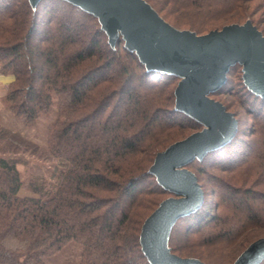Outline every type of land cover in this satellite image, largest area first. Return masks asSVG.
<instances>
[{
  "label": "trees",
  "instance_id": "obj_1",
  "mask_svg": "<svg viewBox=\"0 0 264 264\" xmlns=\"http://www.w3.org/2000/svg\"><path fill=\"white\" fill-rule=\"evenodd\" d=\"M146 1L179 29L203 34L250 19L264 34L248 12L258 0H169L181 9L207 12L211 22L206 26L191 21L180 25ZM92 23L95 31L87 32L84 27ZM238 67L242 65L230 67L226 82L211 97L217 100L216 95L229 89L230 75ZM0 72L15 75L2 102L23 125H34L56 104L45 147L0 119V264H51L49 259L71 242L81 246L78 264H133L132 259L151 264L141 249L142 224L175 194L149 168L157 152L190 134L174 138L168 130L202 128L174 107L179 77L147 70L121 37L111 46L97 17L66 0H40L35 7L29 0H0ZM240 80L249 114L264 121V97L249 90L242 75ZM234 116L238 127L231 140L186 165L204 199L175 222L168 239L173 253L206 264H221L203 255L211 242L218 249L215 238L228 249L233 244L232 252L246 240L233 264L264 234V126L255 143L245 141L242 137L248 136ZM26 153L58 160L61 167L54 168L52 181L40 174L21 177L18 164L28 162ZM205 161L230 171L210 177L213 208L206 204ZM146 179L152 184L140 185ZM221 206L228 212H221ZM181 221L184 232L177 236ZM122 245L135 249L137 257L127 258Z\"/></svg>",
  "mask_w": 264,
  "mask_h": 264
},
{
  "label": "water",
  "instance_id": "obj_2",
  "mask_svg": "<svg viewBox=\"0 0 264 264\" xmlns=\"http://www.w3.org/2000/svg\"><path fill=\"white\" fill-rule=\"evenodd\" d=\"M40 0H29L35 7ZM97 17L108 43L119 37L149 71L179 77L175 109L202 128L157 152L149 168L171 195L144 220L141 249L151 264H206L173 253L168 239L175 222L197 209L204 194L196 175L186 167L217 149L235 135L237 119L210 96L227 79L231 66L242 65L244 84L264 97V34L251 20L231 23L197 34L166 21L146 0H66ZM264 259V236L251 242L233 264H259Z\"/></svg>",
  "mask_w": 264,
  "mask_h": 264
},
{
  "label": "rangeland",
  "instance_id": "obj_3",
  "mask_svg": "<svg viewBox=\"0 0 264 264\" xmlns=\"http://www.w3.org/2000/svg\"><path fill=\"white\" fill-rule=\"evenodd\" d=\"M156 7L159 8V10L162 11L163 14L168 16V18L176 23H183L180 25H186L184 24L187 21H191L196 24H202L206 26L208 22H211L210 18L207 16V12L202 13V12H193L192 10L188 9H181L179 6L169 2V0H150ZM60 12H64L60 9ZM248 12L250 14V17L255 21L259 27L264 29V0H258L254 1L253 3H250L248 7ZM199 13V14H198ZM221 16V15H219ZM250 20V19H249ZM252 22V21H251ZM94 23H92L89 26H85L84 29L87 30V32H93L95 31V27L93 26ZM255 25V24H254ZM258 28V27H257ZM259 29V28H258ZM260 30V29H259ZM101 40V47L104 48V38L100 39ZM243 74L242 67L241 68H236L232 71L230 78H229V88L228 90H224L222 93H219V95H216L217 100L220 102L223 101L229 109L228 111L234 112L236 116L240 120V128L243 130L245 134H247L248 137H242L243 140L249 141V142H256L258 139H260V134L263 131L262 126H264V121L263 120H258L255 117H252L249 114V111L247 110V107L245 106L246 104L243 102V93L240 90L241 89V80L240 76ZM0 75H5L0 72ZM8 75V74H7ZM9 85L6 87H0V119L1 122L5 125H8L12 127L15 130L20 131L24 136L29 138L30 140L36 142L39 146L45 147L47 145V139H46V126L47 124L53 120L55 117V111H56V104H53L51 107V110L48 113L43 114L40 116L37 120V122L32 125V126H25L23 125L15 116L14 114L5 107L4 103L2 102V98L4 94L7 92ZM231 88V89H230ZM231 90L233 93H228ZM251 112V111H250ZM201 128L198 129H192L190 127H185L184 129H179V133L176 132L178 131L177 129H170L167 132L172 133L174 138L176 137H181L182 135L188 134V133H193L195 131L200 130ZM185 132V133H184ZM255 132V133H254ZM180 134V135H179ZM242 135V134H240ZM255 140V141H254ZM24 156L28 159V162L26 164H18V169L20 171L21 177L26 178L28 175L31 174H40L44 178V180L47 181H52V172L54 168L57 166V168L61 167L59 164L58 160L50 158L49 160L46 159H38L35 156H31L30 154L26 153ZM209 161H205L202 165L204 168V171L201 173L203 182L207 186L208 190L210 191V194L208 195V201H207V206H212L215 207V196L211 191H213V185L214 183L211 181L210 177L212 174L215 176H221L225 177L228 176L230 171H226L225 169H221L218 167L210 166ZM201 171V170H200ZM238 174H243L242 169L239 171ZM218 177V178H219ZM54 179V177H53ZM221 180V179H220ZM151 185L152 182L151 180H145V182L140 183V185ZM24 193H29V191L23 190ZM250 209V208H248ZM222 210L224 212H228L224 209L223 206H221V212ZM215 211V210H214ZM218 211V210H217ZM178 224L180 227V230H178L177 236H181V232L183 233L184 231V222H179ZM211 232V230H210ZM207 233L205 232V235ZM264 236V234H261ZM259 236L258 238L262 237ZM206 237V236H205ZM254 237V236H252ZM177 238V237H176ZM256 238V239H258ZM255 239V240H256ZM217 240L218 244H216V247L218 248L217 250H214V247L212 248V242L211 245L206 246L204 248V257L207 260H215L220 262L221 264H230L235 257V255L243 249L244 240L243 242L240 240V242L237 243L238 248L236 249V252H232V248H234V245H230V249H228L227 245L222 242L221 239L215 238ZM243 240V238H242ZM254 241V240H253ZM252 241V242H253ZM236 245V246H237ZM123 251L125 255L128 257H137V252L135 249H129L122 245ZM234 249V250H235ZM80 254H81V246L75 242H71L68 244L61 252H59L57 255L54 257L50 258L49 261L51 264H78L80 261ZM180 256V255H179ZM239 256V255H238ZM237 256V257H238ZM182 257V256H181ZM200 260V259H199ZM133 264H142L139 263V261H135V259H132ZM235 261V260H234Z\"/></svg>",
  "mask_w": 264,
  "mask_h": 264
},
{
  "label": "clouds",
  "instance_id": "obj_4",
  "mask_svg": "<svg viewBox=\"0 0 264 264\" xmlns=\"http://www.w3.org/2000/svg\"><path fill=\"white\" fill-rule=\"evenodd\" d=\"M15 81V75L8 74V75H0V87H6L7 85L11 84Z\"/></svg>",
  "mask_w": 264,
  "mask_h": 264
}]
</instances>
